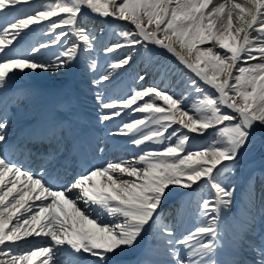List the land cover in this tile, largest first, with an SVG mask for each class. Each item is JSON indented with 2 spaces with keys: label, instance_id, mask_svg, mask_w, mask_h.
I'll return each instance as SVG.
<instances>
[{
  "label": "snow or ice",
  "instance_id": "1",
  "mask_svg": "<svg viewBox=\"0 0 264 264\" xmlns=\"http://www.w3.org/2000/svg\"><path fill=\"white\" fill-rule=\"evenodd\" d=\"M32 3L0 0V90L17 72L66 69L82 55L90 57L97 38L79 20L83 10L89 9L133 26V30L119 33L123 43L105 47L107 53L132 50L116 59L111 69L130 65L137 47L148 51L149 45L157 46L218 95L200 87L193 78L185 81L179 93L154 85L132 89L127 97L108 102L98 95L100 107L108 110L101 115V122L121 116L124 109L144 114L124 123L115 134L139 133V138L132 137L133 145L154 143L158 147L141 148L142 154L133 160L85 169L64 183L54 182L57 177L47 169L41 168L39 175L24 169L0 151V185L12 173L26 177L28 189L13 195L15 180L9 181L12 187L7 191L0 188V255L8 256L0 264H32L33 258L40 256L46 257L43 264L49 260L61 264L63 251L69 254L67 264H82L85 254L96 258V264H112L111 256L134 247L149 229L154 230L167 259L145 264H245L219 258L223 236L217 215L212 214L233 203L236 188L224 183V173L229 164L236 167L257 124L264 125V0H231L227 11L225 3L213 5V0H46L36 8ZM42 21H48L52 43L62 45L55 61L39 58L50 44L16 47L32 30L30 26ZM253 31L257 36L250 39ZM69 35L75 37L71 42ZM176 43L189 56L194 54V60L177 52ZM89 67H96L94 60ZM159 73L163 80L168 69L161 67ZM111 76V72L104 75L100 82ZM137 79L144 81L145 76ZM193 93L201 97L195 109L186 103ZM193 111L195 115L190 114ZM6 126V115H0V144H7ZM210 130L217 138L190 150L194 137L205 136ZM67 131L59 125L40 127L35 137L43 143L45 137L63 138ZM97 178L106 182L98 183ZM201 183L212 194L199 205L201 216L209 219L181 234L177 222H165L160 209L173 188L188 191ZM33 199L39 203L30 205ZM33 236L49 237V246L21 249L17 242L27 244L25 238ZM248 247L256 257L253 264H264V241Z\"/></svg>",
  "mask_w": 264,
  "mask_h": 264
},
{
  "label": "rangeland",
  "instance_id": "2",
  "mask_svg": "<svg viewBox=\"0 0 264 264\" xmlns=\"http://www.w3.org/2000/svg\"><path fill=\"white\" fill-rule=\"evenodd\" d=\"M40 4L41 3H39L38 5H40ZM61 15H64V14H61ZM105 25H107V24H105V23L104 24H101L100 27H99V25L96 26V28H97V30H96L97 33L96 34L97 35L95 33L94 34H95V36L97 38L96 39L97 46L95 47L94 57H95L96 60H98L99 57H100L101 66L104 68V71L100 72V75H102V77H103L104 75H107V74H109L111 72L112 73V76L110 78V81H114L113 84H117L119 82V80H120L119 75H120L122 69H116L117 71L114 73L113 72V69L108 70L107 68H110V65L116 59L121 58L124 55H126L127 54V51L129 53L132 50L131 49H128V48H125V50L121 49V50H118L115 53H109V55L106 56L105 47L107 45H109V44H113V43H117V42L123 43L124 42L123 41V38L119 35V33L121 31H123V30H129V31H131V30H133V28H131L128 23H121V27L120 26H117L114 29L112 27V30L110 32L109 37H106L104 35H100L102 32H104L105 29L108 30V27L110 26V25H107V26H105ZM69 31H70V29H69ZM44 34L45 35L52 34V32L49 29H46L45 31H43V35ZM68 38H70V35L68 36ZM49 39L52 42L54 40V36L51 35ZM207 46H210V45H204V46L201 45V47H207ZM137 48L140 49V47H137ZM137 48H136V50L133 53H135L137 51ZM56 53H58V52H56ZM151 53H152V51L148 49L147 54H149L151 56H149L148 58H145V57L144 58H141L139 60L140 64L138 66H139V69H141L143 66H146V68H145L146 71H148V70L149 71H156V74H157V73H159V69L161 67H163V66H166V64L167 63H170V61H165V60L163 61V59L161 57H158V56H156L154 54H151ZM190 57L192 59L195 58L194 54L192 56H190ZM96 60H94V61L96 62ZM173 67H174V64L173 65L170 64V66L167 67L168 68V72H170L173 69ZM202 67H203V65H202ZM210 69L211 68L209 67L207 69V71H209ZM173 73H174V70H173ZM170 74H172V73L170 72ZM159 75H160V73H159ZM183 76H184L185 79H189L190 78V76L188 74H185ZM179 78L181 79L182 78V75L179 76L177 74H172V84H170V86H172V87H168L171 90L176 91L178 93L181 92V91L175 85L179 81ZM135 81H137V78H133V81L132 82H135ZM165 81H167V80H165ZM185 81H187V80H185ZM132 82H131V85H130L132 87V89H137V88L134 87V85L132 84ZM173 86H174L175 89H173ZM132 89L129 90V91L126 90L128 92V94L125 97H127L131 93ZM190 97L187 99L186 103H187V105L189 107H192L193 109H195L196 107L199 106L198 105V98H195L194 95H193L192 97L194 99L189 100ZM190 114L195 115L196 113L193 111ZM261 126L264 128V125H261ZM216 138L217 137L215 135V132L214 131H211V130L206 134V136H202V137L196 136L191 141V145L192 146L190 147V150L195 151L196 150V146H198V145H204V144L208 143L210 140H213V139H216ZM247 151H248V154L251 155L252 158H256L259 155V152L264 151V139L260 137V139L257 142H254L250 146V148L247 149ZM262 165H264V163ZM243 169L245 170L246 168H243ZM251 169H252V167L249 169V171ZM238 181H239L238 179H235V180L232 181V184H231V185H235L236 192H240L242 190V188H243V182H239V185L237 186ZM198 194H199V197L201 195V196H203L204 199H207V200L210 199V195H208L206 193V189H201L200 188V191H198Z\"/></svg>",
  "mask_w": 264,
  "mask_h": 264
},
{
  "label": "bare ground",
  "instance_id": "3",
  "mask_svg": "<svg viewBox=\"0 0 264 264\" xmlns=\"http://www.w3.org/2000/svg\"><path fill=\"white\" fill-rule=\"evenodd\" d=\"M225 0H213V5H218L219 3H223ZM213 5H210L213 6ZM227 5H226V11H227ZM5 16H7L5 14ZM111 17H108V18H105V17H100V16H95V17H85L84 15L80 17V23L86 27V29L94 26L95 24H97L98 22H104L105 19H109ZM8 19H11V17H8ZM0 22H3V18H0ZM154 27V26H152ZM177 44V43H176ZM176 44H174L173 46L176 48V51L179 52L180 54L183 53L182 56H185L184 55V52H183V49H181L179 46H177ZM157 47V46H156ZM18 49H23V45L22 46H17ZM159 48V47H157ZM161 50V53L164 57L166 58H170L174 61H177L179 62L175 56H173L171 53L167 52L165 49H162V48H159ZM40 59H45V60H50V61H55L56 59V56L55 57H50L48 54H45L44 51L42 52L41 51V54H40ZM253 62H258V61H253ZM180 63V62H179ZM180 65H183L180 63ZM26 73L30 74V75H35V76H39V77H47L50 79V77L52 75H54L55 73H58V72H62L63 74L65 73L64 69H56V68H53V69H49V70H41V69H37V70H25ZM117 92H120V88H116L113 92H111V94H109V96L111 95H114L116 94ZM93 96H92V100L96 103L98 102L96 97L98 96V94L96 92H93L92 93ZM99 96L104 99L105 96H103L102 94H99ZM25 98V90H20L17 92V94H15L13 96V99L15 100H21L23 101ZM95 114L94 115H91L90 117V122L91 124L96 128L97 125H101V124H107L108 121H105V122H101L100 120V117L101 115L104 114L103 111H100L98 110L97 108L94 110ZM122 121H118V122H115L109 130H114ZM120 128V127H119ZM258 130L260 131V129L256 126L255 127V130ZM1 146V145H0ZM155 146H157L156 144L153 145V143H148L146 145H141L140 148H144L146 150L148 149H151V148H155ZM139 148V149H140ZM140 152V150H137V149H125L123 151H119V152H115L114 154L111 153V155H114L116 158L120 159V154L121 155H124V156H128V157H131V158H135V157H138V153ZM41 164L44 165V162H42ZM15 176L12 174V173H9L7 174L5 177H4V185H0V188H3V190L5 191L9 186H10V183L9 181L13 180L12 178H14ZM20 182V185L24 186L27 184V182H23L22 179L19 180ZM200 186L202 188L205 187L204 184H200ZM175 189V188H174ZM173 192V191H172ZM171 192V193H172ZM169 194V195H174V197H176L177 195H180L179 196V202H176L175 205H173L172 203H167V200L164 201L163 203V207L160 209L161 210V213L162 214H165V215H172V216H176L178 214L181 213L182 211V206H181V199H185V202L187 203V200L191 198V193L190 192H186L184 191L183 193L181 194H178V193H175V191L173 192V194ZM15 195V194H14ZM168 195V196H169ZM34 197V195H33ZM11 199V197L9 198V200ZM196 199H193V202H195ZM38 204V203H36ZM35 204H33L34 206ZM27 215V214H26ZM170 215V216H171ZM212 215H217L215 213H213ZM107 219V218H106ZM193 225V221L191 222L190 220H188V222L186 223V227L187 228H190L191 226ZM248 230V228H247ZM42 240L46 243L48 242V240H50L49 237H44L42 238ZM247 240V239H246ZM249 241V240H247ZM22 244H19V246H21ZM28 246V245H26ZM21 249H24L22 246L20 247ZM27 248V247H26ZM16 254V253H14ZM5 258V259H4ZM8 259V256L6 255H0V261H3V260H7ZM46 259L45 256H40V257H37V259L35 261H32V264H43V261ZM60 259L62 260H65V261H68L69 259V254L67 251H63V254L60 256ZM83 263V262H82ZM48 264H52V261L49 260L48 261Z\"/></svg>",
  "mask_w": 264,
  "mask_h": 264
}]
</instances>
